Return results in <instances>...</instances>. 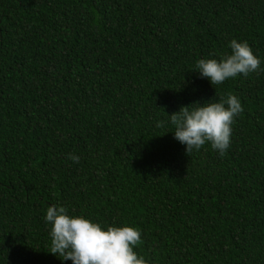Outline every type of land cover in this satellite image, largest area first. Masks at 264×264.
I'll return each mask as SVG.
<instances>
[{"label": "trees", "instance_id": "16d2710c", "mask_svg": "<svg viewBox=\"0 0 264 264\" xmlns=\"http://www.w3.org/2000/svg\"><path fill=\"white\" fill-rule=\"evenodd\" d=\"M234 39L261 68L213 86ZM229 93L227 153L188 154L169 115ZM51 206L138 229L146 264H264V0H0V264H73Z\"/></svg>", "mask_w": 264, "mask_h": 264}, {"label": "clouds", "instance_id": "9594fccd", "mask_svg": "<svg viewBox=\"0 0 264 264\" xmlns=\"http://www.w3.org/2000/svg\"><path fill=\"white\" fill-rule=\"evenodd\" d=\"M231 52L222 54L221 59H200L198 72L208 78L212 85H222L240 74L248 76L261 68V60L249 44L232 40ZM244 112L240 100L229 93L220 102L184 106L179 112L169 115L175 126V138L186 145V151H199L206 142L223 157L231 144L233 124ZM161 121L158 126L163 127ZM70 159L79 163V157L70 154ZM46 222L51 224L50 253L73 264H146L133 250L141 242V233L130 226H110L103 230L99 223L84 217H71L65 207L47 208Z\"/></svg>", "mask_w": 264, "mask_h": 264}]
</instances>
